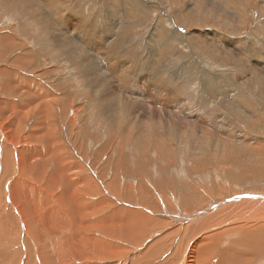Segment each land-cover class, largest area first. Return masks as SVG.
I'll list each match as a JSON object with an SVG mask.
<instances>
[{"label":"rangeland","instance_id":"374dc122","mask_svg":"<svg viewBox=\"0 0 264 264\" xmlns=\"http://www.w3.org/2000/svg\"><path fill=\"white\" fill-rule=\"evenodd\" d=\"M263 46L264 0H0V170L43 264H264L256 204L226 212L264 195Z\"/></svg>","mask_w":264,"mask_h":264},{"label":"bare ground","instance_id":"6f19581e","mask_svg":"<svg viewBox=\"0 0 264 264\" xmlns=\"http://www.w3.org/2000/svg\"><path fill=\"white\" fill-rule=\"evenodd\" d=\"M50 2H51V0H50ZM34 3V2H33ZM167 8V7H166ZM34 13V12H33ZM36 18V17H35ZM48 21V20H47ZM55 21V20H54ZM44 22V21H43ZM65 23V22H64ZM63 24V23H62ZM66 25V24H65ZM64 25V26H65ZM55 26V25H54ZM62 26V25H61ZM35 28V27H34ZM33 28V29H34ZM57 28V27H56ZM60 28V27H59ZM86 29V28H85ZM255 41V40H254ZM260 43H262V41H260ZM260 45V44H259ZM57 46V45H56ZM58 47V46H57ZM61 47H63V46H61ZM262 47V46H261ZM264 47V46H263ZM56 48V47H55ZM68 48V47H67ZM58 49V48H57ZM62 49V48H61ZM54 50H56V49H54ZM64 50V49H63ZM235 50V49H234ZM236 50H238V49H236ZM63 53V52H62ZM64 54V53H63ZM65 55V54H64ZM68 55V54H67ZM67 55H65V56H67ZM258 58V57H257ZM260 59V58H259ZM71 60V59H70ZM73 62V61H72ZM76 62V61H75ZM78 63V62H77ZM76 63V64H77ZM73 64V63H72ZM79 65V64H78ZM77 65V66H78ZM121 65V64H120ZM81 67V69H82V72H83V68H85V67H83L82 68V66H80ZM125 67V66H124ZM78 68V67H77ZM99 69H101V68H99ZM98 69V70H99ZM101 71V70H100ZM56 72V71H55ZM81 72V73H82ZM85 73L87 74L88 72L87 71H85ZM85 73H84V75H85ZM94 75V74H93ZM99 75H101V74H99ZM89 76H91L90 74H89ZM88 76V77H89ZM84 77V76H83ZM86 77V76H85ZM93 78L95 79V77L93 76ZM128 78V77H127ZM90 79V78H89ZM86 81H87V79H86ZM85 81V82H86ZM90 81V80H89ZM108 80H106V82H107ZM99 82V81H98ZM155 82H157V81H155ZM90 83V82H89ZM96 84H98V83H96ZM100 84V83H99ZM89 87V86H88ZM93 87V86H92ZM91 87V88H92ZM94 87H95V85H94ZM99 87V86H98ZM101 87H102V85H101ZM105 87V86H104ZM103 87V88H104ZM90 88V89H91ZM100 88V87H99ZM98 88V89H99ZM90 89H89V91H90ZM95 89H96V87H95ZM95 89H93V90H95ZM105 89V88H104ZM206 89V88H205ZM101 90V89H100ZM106 90V89H105ZM96 91H99V90H96ZM102 91V90H101ZM100 91V92H101ZM90 93V92H89ZM95 93V92H94ZM103 93H104V91H103ZM110 93V92H109ZM95 94H97V93H95ZM102 94V93H101ZM113 94V93H112ZM111 94V95H112ZM126 94V93H125ZM171 94V93H170ZM169 94V95H170ZM102 95H104V94H102ZM143 95V94H142ZM146 95V94H145ZM148 95V94H147ZM93 96V95H92ZM92 96H91V98H92ZM124 96V95H123ZM102 97V96H101ZM100 97V98H101ZM120 97V96H119ZM98 99V98H96L95 97V99L97 100H101V99ZM130 98V97H129ZM148 98V97H147ZM146 99V98H145ZM97 100V101H98ZM147 100V99H146ZM112 101H113V99H112ZM116 101V100H115ZM123 102V101H122ZM126 102V101H125ZM121 103V102H120ZM136 103V102H135ZM189 103V102H188ZM101 104H103V103H101ZM111 104V103H110ZM134 104V103H133ZM183 104V103H182ZM181 104V105H182ZM210 104V103H209ZM104 105V104H103ZM109 105V104H108ZM127 105H129L128 104V102H127ZM136 105V104H135ZM165 105V104H164ZM163 105V106H164ZM159 106V105H158ZM113 107V106H112ZM120 107V106H119ZM130 107H132L131 105H130ZM138 107H139V110H141V116L139 117V119H142L144 122H146L147 120H149V119H153L154 117L152 116L153 115V111H152V109H151V106L148 104V103H146V102H142V101H140V102H138ZM105 109V108H104ZM120 109V108H119ZM40 110V109H39ZM76 111V110H75ZM79 111V110H78ZM108 112V111H107ZM187 112V111H186ZM251 112V111H250ZM115 113H117V112H115ZM247 113H249V112H247ZM252 113V112H251ZM45 114V113H44ZM165 114V113H164ZM113 115V114H112ZM160 115V114H159ZM158 115V116H159ZM75 116V115H74ZM114 116V115H113ZM115 117V116H114ZM247 118H251V116L250 115H247L246 116ZM23 118V117H22ZM44 118V117H43ZM71 118V117H70ZM174 118V117H173ZM135 119H137V121H139L138 120V117L135 115ZM170 119V118H169ZM172 119V118H171ZM193 119V118H192ZM199 119V118H198ZM71 120H72V118H71ZM70 120V121H71ZM180 120V119H179ZM69 121V122H70ZM151 121V120H150ZM164 121V120H163ZM166 121V120H165ZM164 121V122H165ZM159 122H160V120H159ZM163 122V123H164ZM172 122V121H171ZM174 122H178V121H174ZM19 123V122H18ZM72 123H74V122H72ZM179 123V122H178ZM75 124V123H74ZM185 124V123H184ZM184 124H183V126H184ZM203 124V123H202ZM206 124V123H205ZM139 125H141V123L139 122ZM168 125H169V122H168ZM180 125V124H179ZM197 125V124H196ZM21 126V125H20ZM195 127V126H194ZM170 128V127H169ZM173 128V127H172ZM171 128V129H172ZM188 128V127H187ZM192 128V127H191ZM202 128V127H201ZM200 128V129H201ZM141 129V128H140ZM147 129V128H146ZM163 129V128H162ZM170 129V130H171ZM199 129V128H198ZM228 129V128H227ZM143 130V129H142ZM165 130V129H164ZM232 130V129H231ZM52 131V130H51ZM229 131H230V128H229ZM238 130H236V131H234L235 133L237 132ZM143 132V131H142ZM145 132V131H144ZM168 132V131H167ZM165 133V132H164ZM168 133H170V132H168ZM144 134V133H143ZM163 134V133H162ZM49 135H51V134H49ZM164 135V134H163ZM242 135H244V134H242ZM32 136V135H31ZM240 136V135H239ZM164 137H165V135H164ZM71 139V138H70ZM82 139V138H81ZM25 140V139H24ZM160 140H164V139H160ZM167 140V139H166ZM65 141V140H64ZM66 141H68V140H66ZM70 141V140H69ZM207 142V141H206ZM54 143V142H53ZM58 143V142H57ZM81 143V142H80ZM204 143H205V141H204ZM3 144V143H2ZM55 144V143H54ZM53 144V145H54ZM79 144V143H78ZM111 144H112V142H111ZM56 145V144H55ZM81 145V144H80ZM108 145V144H107ZM4 146V145H3ZM56 146H58V145H56ZM14 147V146H13ZM59 147V146H58ZM58 150L60 149V148H57ZM62 149V148H61ZM56 150V149H55ZM63 150V149H62ZM7 152L8 151H4V155H3V157H2V167H1V169H2V172H1V170H0V172H1V175H0V212L2 213V214H4L3 215V220H0V227H5L6 228V226L10 229V231H9V233L11 234L14 230H16V234H17V236L15 237V236H11V238H9V240H7L8 239V237H6L5 239L7 240L5 243L7 244V245H5V244H3L4 242H2V244H3V248H5L6 249V247L8 246V248H10L9 247V245H18V246H20V248H19V250H21L22 248H24V253H25V257L19 262V261H17V264H37V263H39V264H43V258H44V256H41V254H40V252L41 251H43V250H35V246H37L38 244H36L37 242H35L34 241V237H33V234L31 233V230H30V228H31V224H30V226L29 225H27L26 224V222L24 221L25 219L22 217V215H21V213H20V211H19V209H18V207L14 204V203H12V193L11 192H13V187H14V184L17 182L16 181V179L14 178H12V176L9 174L8 176H10V179H13V182L11 183L10 182V184H8L9 182L7 181V180H9V178H8V176L7 177H5L6 175H4L5 173H7V166H6V155H8L7 154ZM57 153V152H56ZM58 154H60V152H58ZM57 154V155H58ZM62 155V154H61ZM16 156V155H15ZM14 157V156H13ZM47 158H49V157H47ZM212 158V157H211ZM11 159H13V158H11ZM10 159V160H11ZM61 159V158H60ZM9 160V159H8ZM14 160V159H13ZM12 162H14V161H12ZM15 164H17V163H14V166H15ZM30 164V163H29ZM64 164V163H63ZM10 165H12V164H10L9 163V166ZM18 165V164H17ZM65 165L66 164H64L63 166L65 167ZM62 166V167H63ZM17 167V166H16ZM66 167H67V165H66ZM11 168V167H10ZM21 168H24V167H22V165H21ZM20 168V169H21ZM9 169V168H8ZM12 169V168H11ZM32 169V168H31ZM66 170V169H65ZM6 171V172H5ZM18 171V170H17ZM25 171V170H24ZM75 172H76V170H74ZM10 172V171H9ZM13 172V171H12ZM15 173V172H14ZM18 174V173H17ZM14 175V174H13ZM69 175V174H68ZM73 175V172H72V174H70V176H72ZM15 176V175H14ZM18 176V175H17ZM20 176H18V178H19ZM34 177H36V176H34ZM18 178H17V180H18ZM25 179H26V177H24ZM59 178V177H58ZM30 179V178H29ZM35 179V178H34ZM69 179H70V177H69ZM72 179V178H71ZM27 180V179H26ZM11 181V180H10ZM19 181H21V180H19ZM37 181V180H36ZM35 181V182H36ZM50 181H51V179H50ZM24 182V181H23ZM34 182V183H35ZM75 182V181H74ZM19 183H22V182H19ZM26 183V182H25ZM49 184V183H48ZM27 185V184H26ZM35 185V184H34ZM16 186H18L17 184H16ZM30 186H32V185H30ZM19 187V186H18ZM38 187V186H37ZM27 188V187H26ZM33 188H34V186H33ZM21 189V188H20ZM39 189H40V187H39ZM76 189V188H75ZM16 190H18V189H16ZM15 190V191H16ZM41 190V189H40ZM21 191V193H22V190H20ZM30 191V190H29ZM32 191L34 192V189H32ZM42 191V190H41ZM77 191V190H76ZM17 192V191H16ZM26 192H28V190L26 191ZM25 191H23V193H26ZM19 193V192H18ZM39 193H40V191H39ZM38 194V193H37ZM48 194V193H47ZM18 195V194H17ZM16 195V196H17ZM39 195V194H38ZM42 196V195H41ZM220 196H222V195H220ZM18 197V196H17ZM22 197V196H21ZM47 197V196H46ZM53 197V196H52ZM92 197V196H91ZM152 197V196H151ZM263 197V198H262ZM35 198H36V196H35ZM93 198V197H92ZM247 200H245V201H243L242 203H240V204H236V205H234L235 207L236 206H238V207H234V208H232L230 211H226V210H228V208L226 209V210H224V211H226L228 214H229V212L230 213H238V212H241L242 211V209H247L251 204H256V206H255V208L254 209H252V210H250V211H247L245 214L246 215H251V214H255V215H262V216H264V195L263 196H261V195H258V196H251V195H248L247 196ZM29 199V198H28ZM30 200V199H29ZM40 200V199H39ZM51 200V199H50ZM54 200V199H53ZM53 200H52V202H53ZM56 200V199H55ZM15 201V200H14ZM13 201V202H14ZM22 201V200H21ZM36 201V200H35ZM41 201H42V199H41ZM40 201V202H41ZM29 203H30V201H28ZM38 202V201H37ZM36 202V203H37ZM58 202H59V200H58ZM67 202H68V200H67ZM256 202V203H255ZM18 203V202H17ZM39 203V202H38ZM56 203V202H55ZM239 203V202H238ZM246 203H248V205L246 204ZM21 204V203H20ZM42 205H43V203H41ZM54 204V203H53ZM235 204V203H234ZM246 204V206H244ZM23 205V204H22ZM24 205H25V203H24ZM30 205H32V204H30ZM37 204H35V206H36ZM52 205V204H51ZM150 205V204H149ZM153 205V204H152ZM151 205V206H152ZM223 205V204H222ZM221 205V206H222ZM230 205V204H229ZM240 205H242V206H244V207H242L241 206V208H240ZM33 207H34V205H32ZM154 206V205H153ZM220 206V205H219ZM218 206V207H219ZM224 206V205H223ZM38 207V206H37ZM40 207V210H42L41 209V206H39ZM63 207V206H62ZM217 207V208H218ZM231 207V206H230ZM21 208V207H20ZM25 208V207H24ZM35 208V207H34ZM49 208V207H48ZM217 208L215 209V210H217ZM253 208V207H252ZM22 209V208H21ZM57 209H59V208H57ZM29 210V209H28ZM28 210H26L27 212H28ZM34 210V209H33ZM47 210V209H46ZM249 210V209H248ZM30 211V210H29ZM37 211V210H36ZM35 211V212H36ZM51 211V210H50ZM55 211H56V207H55ZM64 211V210H63ZM223 211V213H225ZM231 211H233V212H231ZM244 211V210H243ZM31 212H32V210H31ZM35 212H34V214L33 215H35ZM40 212V211H39ZM49 212V211H48ZM52 212V211H51ZM51 212H49L50 213V215H52L51 214ZM56 212H58V211H56ZM249 212H251V214L249 213ZM29 214H31L30 212H28ZM27 213V214H28ZM33 213V212H32ZM38 212H36V214H37ZM210 213H212V212H209V209H204V210H202L199 214H196V215H191V217H188V219L187 220H189V219H192V222H193V224H192V226H191V223H190V226L189 227H192V230H193V232H194V230L197 228V226L198 227H200L201 226V224H197L196 225V223L198 222V220H200V219H202V218H204L203 219V221H205L206 219H208V218H210V217H212L213 216V213H212V215L210 214ZM218 213V212H217ZM28 214V215H29ZM55 214V213H54ZM194 214V213H193ZM219 214V213H218ZM238 214H240V213H238ZM41 215V214H40ZM50 215H49V217H50ZM210 215V216H209ZM224 215V214H223ZM26 217H27V215H25ZM53 216V215H52ZM55 216H56V214H55ZM39 217V216H38ZM38 217H37V220H38ZM41 217V216H40ZM46 217V216H45ZM48 217V218H49ZM227 217H228V215H227ZM230 217V216H229ZM234 217V216H233ZM33 218V217H32ZM31 218V219H32ZM47 218V219H48ZM66 218V217H65ZM235 218V217H234ZM34 219V218H33ZM42 219V218H41ZM44 219V218H43ZM195 219V220H194ZM236 219V218H235ZM26 220L28 221V217L26 218ZM40 220V219H39ZM45 220V219H44ZM49 220V219H48ZM48 220L46 221V222H48ZM197 220V221H196ZM42 222H43V220H41ZM51 221V220H50ZM180 221V220H179ZM202 221V222H203ZM30 222H31V220H30ZM41 222V223H42ZM69 222V221H68ZM181 222V221H180ZM36 223V222H35ZM34 223V224H35ZM38 223H39V221H38ZM41 223L40 224H38V225H41ZM176 223V222H175ZM45 224V223H44ZM43 224V225H44ZM204 224V223H203ZM42 225V226H43ZM47 225V224H46ZM52 225V224H51ZM107 225V224H106ZM178 225V224H177ZM189 225V224H188ZM258 225V224H257ZM35 226V225H34ZM41 226V227H42ZM255 226V225H254ZM44 227V226H43ZM101 227V226H100ZM37 228H39V227H37ZM46 228H47V226H46ZM183 228H185V227H183ZM33 229V228H32ZM44 228H42V230H43ZM75 229H77V228H75ZM80 229V228H79ZM95 229V228H94ZM119 229V228H118ZM202 229V228H201ZM45 230H47V229H45ZM51 230H52V228H51ZM104 230V229H103ZM38 231H41V230H39L38 229ZM50 231V230H49ZM53 231V230H52ZM63 231V230H62ZM76 231V230H75ZM78 231V230H77ZM80 231H82V230H80ZM118 231V230H117ZM121 231V230H120ZM4 232H6V230H4ZM43 232V231H42ZM41 232V233H42ZM66 232V231H65ZM131 232V231H130ZM1 233V232H0ZM38 233H40V232H38ZM38 233H36V234H38ZM41 233H40V235H41ZM47 233H49V232H47ZM46 233V234H47ZM52 233V232H51ZM196 233H197V231H196ZM2 234V233H1ZM7 235H9L8 233H6ZM54 234V233H53ZM51 235V236H55V235ZM56 234V233H55ZM65 234H67V233H65ZM73 234V233H72ZM71 234V235H72ZM77 234V233H76ZM80 234V233H79ZM84 234H86V232H84ZM107 234V233H106ZM108 234H110V233H108ZM12 235H15V234H12ZM43 235V234H42ZM68 235V234H67ZM191 236H192V234H191ZM1 237V236H0ZM39 237H41V236H39ZM52 237V238H53ZM64 237V236H63ZM67 236H65V238H66ZM75 238H76V236H74ZM73 237V238H74ZM104 237V236H103ZM189 237V236H188ZM193 237V236H192ZM195 237V236H194ZM2 238V237H1ZM42 238V237H41ZM48 238V237H47ZM68 238V237H67ZM72 238V239H73ZM74 238V239H75ZM78 238V237H77ZM80 238V237H79ZM81 238L83 239V237L81 236ZM4 239V238H3ZM40 239V238H39ZM38 239V240H39ZM42 239H45L44 237L42 238ZM50 240H51V237L49 238ZM71 239V238H70ZM70 239H69V241H70ZM191 239V238H190ZM49 240V241H50ZM54 240V239H53ZM62 240H64V238L62 239ZM76 240V239H75ZM78 240V239H77ZM80 240V239H79ZM78 240V241H79ZM84 240V239H83ZM80 241H82V240H80ZM44 242V241H43ZM57 242H58V240H57ZM72 244H73V241L71 240L70 241ZM1 243V242H0ZM12 243V244H11ZM48 243V242H47ZM64 243H65V241H64ZM77 243H79V242H77ZM52 244V243H51ZM68 243H66V245H67ZM64 245V244H63ZM75 244H73V246H74ZM6 246V247H5ZM65 246V245H64ZM14 247H16V246H14ZM72 247V246H71ZM107 247V246H106ZM67 248L69 249V247H68V245H67ZM10 249H12V248H10ZM16 249V248H15ZM65 249V248H64ZM68 249H65V250H68ZM72 249H73V247H72ZM106 249V248H105ZM53 250V249H52ZM60 250V249H59ZM63 250V249H62ZM71 250V249H70ZM74 250V249H73ZM158 250V249H157ZM1 251V250H0ZM7 251V250H6ZM17 251V250H16ZM45 251V250H44ZM47 251V250H46ZM58 251V250H57ZM177 251V250H176ZM19 252H21V251H19ZM68 252H69V250H68ZM70 252H72V251H70ZM1 253H3V252H1ZM5 253V252H4ZM50 253H51V251H50ZM82 253V252H81ZM22 254V253H21ZM59 254V253H58ZM73 254V253H72ZM83 254V253H82ZM2 256H3V254H1ZM11 255V254H10ZM18 255V254H17ZM17 255H15V256H17ZM61 255V254H60ZM6 256V255H5ZM47 256V255H46ZM83 256V255H82ZM12 257H14V254H12L11 255V258ZM55 257V256H54ZM3 258V257H2ZM2 258H0V259H2ZM5 258L6 257H4V260H5ZM77 257H75V259H76ZM65 259V261L67 260L66 258H64ZM63 259V260H64ZM81 259V258H80ZM4 260H2L3 261V263L2 262H0V264H7L6 262V260L4 261ZM10 260V259H9ZM14 260H16V259H14ZM50 260V259H49ZM63 260L61 259V260H59L58 262H56V264H60V261H62L63 262ZM1 261V260H0ZM44 261H46L45 260V258H44ZM69 261V260H68ZM91 261H92V259H91ZM142 262H144L143 260H141ZM141 261H139V262H141ZM52 262V261H51ZM141 262V263H142ZM146 262V261H145ZM9 263V262H8ZM14 263H15V261H14ZM136 263H137V261H136ZM185 263V262H184ZM10 264H12V263H10ZM16 264V263H15ZM51 264V263H50ZM134 264V263H133ZM140 264V263H139Z\"/></svg>","mask_w":264,"mask_h":264}]
</instances>
